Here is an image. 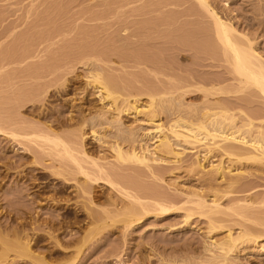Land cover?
<instances>
[{"label": "bare ground", "instance_id": "obj_1", "mask_svg": "<svg viewBox=\"0 0 264 264\" xmlns=\"http://www.w3.org/2000/svg\"><path fill=\"white\" fill-rule=\"evenodd\" d=\"M119 1L122 2L116 8V12L114 10L112 11L123 14L121 16L125 18L121 20V16H119V20L122 21V24L121 21H119V24H124V28L121 26V31L119 30V33H121V36L119 35L121 37L119 40V53L122 55L123 52V56H127V58H123L120 55L122 57L120 60L119 57V80L117 82L114 81L116 85L119 83L118 88L113 82L114 79L108 78V75L112 71L108 74L106 73L107 71L105 72L107 67L103 69V66L109 65L111 61L107 60V58L111 59V57L104 55L106 57L105 59L103 57L104 53H98L96 50L94 51L97 53H92L93 50L92 52L87 50L85 52L83 50L84 52L70 57H67L65 52L63 55L66 57L56 56L57 53L54 55L51 52L54 57L51 55L47 57L42 55L44 59L42 56H35L36 54H33V56L32 53L27 54L28 58H24L23 55L21 58L18 56L21 59L20 62L32 61L34 63L31 62L34 65L33 67L38 68L39 66V69L36 68L37 71L34 73L42 69L40 71L42 73L38 72L40 73L38 75L33 73L35 68H33V71H30L31 68L25 67L28 72L30 71V75L26 73L25 76H29L27 79L32 80V82L30 81L31 83L36 81L35 84L37 83L38 87L33 86L35 90L32 89L33 91L31 90V92L29 89L25 95V99H22L24 97L18 95L17 101L22 100L21 103H16L19 111L25 107L34 109V104L40 100V97L43 99L47 95L53 96L55 89L58 90L56 92L59 96H68L72 92L71 90L75 89L73 85H69L74 81L72 79L73 69L75 72L76 69L79 72L80 69L84 71L83 77L84 80L86 79L84 90L87 92L90 91L94 96H97V102L99 104L98 107L88 110L84 108V110H81V106L80 111L77 112L78 115L76 117L78 119L76 118L75 123V115H72L70 118L66 117L68 120L62 117L65 121L58 120L59 125L57 124V126L61 128L79 126V129L76 127L77 130L65 136H62L55 129H52L51 126L53 124L49 126L44 124L45 126L43 127H41L42 125L39 127L34 124H31L29 127L28 124H24L26 125L24 126L26 130L23 125L21 126L20 121L16 117H12L15 114H7V116L5 115L6 113L4 114L1 111L0 141L3 137L4 141L18 146L16 152L22 150L19 153L21 157L20 162L21 159L25 158H30L31 160V157L34 156L32 158L34 160H31V162L33 161L32 164L37 165L38 162V165H42L39 161L45 156H48L52 160V164L53 162L57 163V166H55V163L53 164L54 166L51 164V168L49 165L47 168L44 165L47 170L42 166L46 172L50 170L53 177L61 179L62 181H60V188L57 190L50 189L54 190L56 195H61L67 192V186L75 185V194H78V198L83 200L80 209L84 212L82 221L86 228L83 230L81 219H77L76 224L78 225L80 223V228L78 227V230L74 232L73 229L71 230V226H68L70 222L65 223V220L59 221V219H56L58 217L53 215L55 212H51V219L43 221L42 224H36L39 222L38 220L24 223L23 218L20 216L19 218H22L23 221H18L17 227L15 226L10 229L9 227L11 225L9 224L6 226L8 232L1 231V235L5 233L3 236L5 240L3 237V240L1 239L3 242L0 240V264H79L81 259H84L82 257L86 249H88L86 248L87 243H91V241L93 243L96 236L98 238L101 233L103 234L104 230L106 231L108 229L110 231L113 228L120 229L125 238L129 233L131 235L135 226L140 222L142 223V219L145 220L149 215L158 217L157 215L159 214L164 216L175 211V213L177 211L181 212V210L184 211L186 225H188L189 220L191 221L195 215H198L200 218L204 217L207 220L206 237L209 241L207 240L208 242H205L204 253L202 252L203 254H200L201 256L198 255V257L197 255L193 256L195 257L193 261L191 259L187 260L188 258L185 260L182 258V260L177 257H172L171 259L170 257L167 258L166 256L162 257L160 255L158 264H235L238 259L240 247H244L245 243L251 244L250 242L256 244L259 241L258 239L264 236V221L253 219L254 214L250 215L251 217L248 216L251 212L247 210L248 207L253 210L251 207L252 204H261L260 207H262L264 205V198L261 201L240 199L235 204L224 209L214 194H212V200H207L202 194L194 191L190 194H183L184 198L177 201L170 200V197L162 194V192L157 193L153 191L151 187L147 189L148 187H141V185L139 187L138 185L140 182L143 183L145 177H148L149 180L152 178V182L162 180L158 174L159 168H157V164L159 162L166 161L169 158L174 159V162H178V160L180 162L185 150L181 152L177 150V147H179L176 144L177 142H184L183 144L186 143L192 146H204L207 149L208 156H210V152L212 153L214 150L218 151L222 159L217 164H214V161L210 162L207 155H205L204 159L197 156L191 168L206 174L209 180L221 179L230 191L240 184L241 179L246 174L255 176L257 173L259 175L261 169H264V55L261 53L257 39L251 37L247 32L241 31L235 22L237 18L235 19L227 12L218 9L210 0H165L167 3H165V6L163 4L161 8L166 10L162 11L159 7L161 12L158 10L159 13L158 11L157 13L160 16L163 14V17L165 15L163 19L176 13L181 16L178 15L179 18L170 23H168L170 20L167 21L165 19L167 23L164 21V24H162L163 29H161L159 24L158 27H155L152 19L141 18L137 20L138 18H134L133 14H136V17L137 14L138 17L152 14L153 12L149 8L144 5L137 6L138 4L134 0ZM140 1L138 0V2ZM181 7L185 9L179 10ZM127 14L131 18L133 17V19H129ZM167 14L170 15L168 16ZM183 17L188 18L185 20V24L187 25H182L183 23H181L182 20L180 21V19ZM93 19L95 21V18ZM91 20H89L90 23ZM127 20H131V22ZM196 20L197 22H195ZM194 22L195 24L199 23L197 26L201 30L197 29V26V31L191 28V23L193 24ZM92 23L95 22L92 21ZM129 24L132 25L133 31H130L131 26ZM191 31L192 33L196 32L195 35L205 38V42L203 41L202 43L204 39L198 40V38L196 39L198 42L195 41ZM155 32L168 33V37H171L168 38L166 34L163 37V34H160L164 40L159 44V40L154 35ZM152 35L158 40L157 43L152 39H155ZM141 38L145 42L150 39L154 41L147 43L150 48L156 47L155 49L159 51V45L163 46L161 49L162 52H168V54L166 53L167 55L173 52L174 55H172V58L175 57L176 60H186L188 58L184 53H191L195 63H197L195 66L196 69H187L189 67L186 65H182L183 67H181V65L173 63L172 61L174 60L168 63L165 57L162 56L163 53L158 55L160 52L157 51V61L154 62L148 57L151 53L149 50L152 49L147 47L146 43L145 47L148 50L146 51L144 47L146 52H141L139 47L144 46L142 45L143 41ZM136 47L137 49L139 48L138 50L140 52L136 50ZM14 59L12 58V61ZM55 60H58V62H55L57 67L53 69L51 66V71H49L50 65ZM20 62L18 61V65L22 64ZM44 62L45 64L48 62L51 64L49 65L48 63L49 66H43ZM39 63H42V65ZM36 64L39 65L37 66ZM42 66L47 69L46 72L44 71L46 69L42 68ZM4 67L6 66L2 65L0 70H3L2 68ZM182 68L187 69L189 73L185 70L186 75H183L181 72L183 71ZM129 71L134 74L132 75ZM190 71L194 72L192 73ZM137 72L139 74L140 72L150 74L154 81L153 79L152 81L146 80L145 82L134 80L136 78L135 74H138ZM105 73L108 74L107 77ZM204 74H207V77H203ZM68 76L72 81L71 79L68 80ZM79 78L82 79L81 76ZM40 80L42 83L39 82ZM148 82L151 83L149 84ZM39 84H42V89L39 88ZM26 85H28L27 88L30 87L28 83ZM22 89H20L21 92ZM16 91L14 90V92ZM18 92L20 93V91ZM142 96L147 98V103L140 104ZM12 102L15 104L14 101ZM14 104L12 105L14 106ZM164 104L167 105V113L169 119L171 118L168 127L161 124L159 120V107ZM66 105H68L69 110H73L75 107L71 102L66 103ZM9 109V111H13L11 110L13 108L9 107ZM50 112L48 113L50 114ZM132 115L135 116L134 121L130 125H127L124 118ZM138 122L146 123L149 127L142 136L137 132L139 129H137L136 124ZM86 127H90L91 135L97 138V141H99L102 147L107 148L104 151H109L111 156H92L87 152L85 149L86 145L84 144L85 137L87 136L84 131ZM29 128L33 129L30 130ZM147 139L150 141L156 139L152 149L146 147V143H143ZM41 152L43 153V156L41 155L43 157H41L42 159L39 157L42 154ZM36 154L39 155L38 158L41 160L36 158ZM223 157H226L231 163L229 167L224 166ZM244 166L247 169L245 171ZM263 173L262 175H264ZM23 177L21 181L26 178ZM99 186H106L108 192H110L107 194L101 193V195L96 194V188ZM33 188H37V190L32 194L33 198L31 197L30 200L32 202H36V199L41 197L40 195L51 191L45 187H39L37 184ZM45 200L47 201L46 204H51L53 208L58 207V204L60 206L62 201L64 202V199L57 200L55 197L46 198ZM67 202L65 203L67 204ZM98 202H100V205ZM21 210L22 215L32 213L30 209L24 211L22 208ZM67 214L69 215L70 213L68 212ZM230 217H235L239 221L228 219ZM24 219L26 218L24 217ZM244 220L250 221L251 223L254 222L255 226L252 227L254 225L253 223L251 226L249 224L247 225ZM225 223H234L235 226L239 227L238 231L234 232V229ZM256 223L262 227L257 229ZM72 226H74L73 223ZM69 228L70 230H68ZM220 230H225L226 235L221 239H214L213 234ZM112 232L106 235L112 234ZM125 239L124 242L126 241ZM45 241L46 244L44 243ZM118 249L115 247L113 251H110L112 252L110 255L120 259V251ZM126 264H129V262ZM141 264H151V258H146Z\"/></svg>", "mask_w": 264, "mask_h": 264}, {"label": "rangeland", "instance_id": "obj_2", "mask_svg": "<svg viewBox=\"0 0 264 264\" xmlns=\"http://www.w3.org/2000/svg\"><path fill=\"white\" fill-rule=\"evenodd\" d=\"M134 1H135V3L138 4L137 6L144 5L145 7L149 8V10H151L153 12L152 13L153 15L148 14L144 17H138V14L136 17V14H133L134 18L135 19L138 18L137 20H139L141 18L152 19L153 25L155 24V27H158V24H159L161 29H163L162 24H164V21L166 22L165 19H167V21L170 20L168 22V23H170V22H174L175 19H178L179 16H181L179 14H178L179 15L178 16L176 13L175 15L171 14L170 17H167V15H168L167 14L166 15L167 18L163 19L165 17V15L163 17L162 16L163 14H161V16H160V14H158V13H159V11L161 12L162 5L163 4H164L163 6L166 5L165 3H167V2H165V0H141L140 2H138V0H134ZM210 1L218 9H221V10L227 12L231 17H233L235 19L237 18L235 20L237 27L241 31L247 32L248 34L251 35V37H254L257 39V43H258V46L261 50V53L264 55V0H210ZM121 2L122 1H119V0H0V69H1L2 65L6 66V67L2 68L3 70H0V113L2 111L4 114L6 113L5 115H7V114L8 115H12V114L14 115L15 114L12 117L13 118L16 117V119L20 121L19 123L21 124V126L23 125V127L26 126L24 124H28L29 127L31 124H34L35 126L38 125L39 127L41 125H42L41 127H43L45 125L49 126V125L53 124L51 126L52 129H55V131L57 133L61 134L62 136L63 135L65 136L71 132H74L75 130H77V128L79 129L78 125L77 126L75 125L77 128L74 126L72 128L71 127L68 128V126L64 127V128L58 127L57 121L58 120L65 121V119H63L62 117L70 118L72 115L73 116L75 115L74 116V118H75L74 123H75L76 120L78 119L76 117L78 115L77 112L80 111L81 106H82L81 110L83 108L85 110H88L90 108L92 109L94 107H98L99 103L97 102L98 101L97 96H94L92 94V92L90 93L89 90H88L89 92L84 90L85 83H86V79L84 80V77H83L84 71H82L81 69H80V72L77 69H76V72L74 69L72 70V71H74L75 74L72 73L73 78L70 75L69 76L74 81L72 82V84H69V83L68 84L73 85L75 89L71 90L72 92L68 96H62V97L59 96L56 92L58 90L55 89L53 96H49V95L44 96V97L42 96L43 99L40 97V100L37 101L38 104H37V102H36V104H34L35 105L34 109L25 107V108H22V110L20 109V111H19V107L16 105V103L17 102L21 103V101H22V100H20L21 97H24L22 99H25V95L28 93L29 89H30L29 90L30 92L32 89L35 90V88H33V86L38 87L37 83L35 84L36 81L34 83H31L32 80L27 79V77L29 78V76H25L26 73L33 71L34 70L33 68H35L33 73L35 71H37L36 70L37 67H33L34 63L32 61L31 62L33 64H31L30 61H26L25 63L20 62V60H21L20 58L22 55L24 56V58L25 57L28 58L27 54L29 55V53L30 54L32 53V55L36 54L35 56H38V55L42 56L43 55L45 57L50 56V55L54 57L55 53L58 54V55L56 54V56L60 55V57L61 56L66 57L65 55H63L66 53L67 57L68 56L70 57V56L84 52L83 50H85V52H87V51L92 52V50H93L92 53H94L95 52L94 50H96V51H98V53H100V52H102V54L104 53L103 57L105 59H106V57H111V59L107 58V60H109L111 62H109V65L103 66V69H104V67H107L105 69V72L107 71L106 73H108V74L110 73V71H112V73H110L111 75L110 74L108 75L106 73H105V75H106V77L108 75V78L114 79L113 82L114 81L117 82V80H119V57L121 55V53H119V40L121 38V37H119V35L121 33H119V32L121 31L120 30L121 26H123V28H124V24L120 25L119 21L124 20L125 18H124V16H121L123 14L114 13L112 10H114L116 12V8L119 6V4ZM134 4H133V6L136 7V5H134ZM146 4H148V5H146ZM159 7L161 9H159ZM183 8L181 7V9H179V10H182ZM118 9H117V12H118ZM165 10L162 9V11H165ZM157 11H158V13H157ZM128 15L129 14H127V16ZM158 15L160 17L159 19H158ZM119 16H121V20H119ZM175 16L176 17L178 16V17L176 18ZM171 17H172V19H171ZM93 18H95V21ZM91 19H93V20H91ZM96 19H97V21H96ZM126 19H128V18L126 17ZM129 19L132 20L133 17L132 18L129 17ZM186 19H188V18L183 17L182 19H180V21L182 20L181 21V23H183L182 25L185 24ZM89 20H91V23ZM99 20H101V21H99ZM131 20H127V21L131 22ZM92 21L95 23H92ZM155 21H157V22H155ZM134 22H136V21L134 20ZM195 22H197V20ZM195 22L193 24L191 23V28H193L194 31L196 29L197 24L199 25V23L195 24ZM121 24H122V21H121ZM119 25H120V27H119ZM185 25H187V24H185ZM192 25L195 27H193ZM200 25H201V23H200ZM130 26H131L130 31H133L134 29L132 28V25H130ZM189 28H190V26H189ZM199 28L200 27L197 26V29H199ZM197 29H196V31H197ZM199 30H201V29H199ZM12 32L14 35L12 34ZM160 34H163V37H165L168 33H162V32L156 33L155 32L154 35H156L157 39L159 40V42H158L159 44H161L162 40H164L163 38H161ZM191 34H192L195 41H197L196 39L198 38V40L204 39V40H202V43H203V41L205 42V38H203L202 36L199 37V36L195 35L196 32L192 33V31H191ZM154 35H152V36L155 37ZM169 35H171V34H169ZM156 37H155V39L154 38H152V39L155 40V42L157 43L158 40L156 39ZM167 37H168V35H167ZM169 37H171V36H169ZM138 38H140V37H138ZM152 39L147 40V42H145V40L143 41V39H142L143 42L142 41L141 42H142V45H144V46H141L142 48L139 47L141 49V52L145 53L148 50V48L145 47L146 46L145 43L147 44L149 41L150 42L153 41ZM167 39H165V40H167ZM66 40H68V41H66ZM121 41H122V39H121ZM123 42H125V41H123ZM141 42H140V45H141ZM50 44H51V46H50ZM70 44H72V45H70ZM156 45H158V44H156ZM48 46H50V47H48ZM69 47H71V48H69ZM144 47L146 48V51H145ZM147 47L150 48V46H148V44H147ZM59 48H61V49L59 50ZM153 48H150L153 50V52H152V50H149V52H151V53H150V56H148V57H150L154 62L157 61V52H160L158 55H161L163 53L162 56L165 57V59L168 63H170L172 60H174L172 62L175 64H178V65H181V67L186 65L189 67L187 69H193V68L196 69L195 66L197 63H195L194 58L192 57V54L191 53L189 54V52L184 53L188 59L180 61V60H176L175 57H174L175 59L172 58L173 57L172 55H174L173 52H171L170 55H167L168 52H162L161 49L163 48V46L158 45L159 51L155 49L156 47L154 49ZM79 49H80V51L78 52ZM138 49L136 47V50H138ZM142 49H144V50L142 51ZM51 52H53L54 55ZM48 53H49V55H48ZM60 53H62V54H60ZM95 53H97V52H95ZM184 54H181V55H184ZM14 55H15V57H14ZM123 55L124 54L122 52L121 56L123 58H125V57L127 58V56H123ZM43 56H42V58H43ZM122 57H120V60L122 59ZM12 58L13 59L15 58L14 61H12ZM16 59H19V60H16ZM9 60H11L13 62V64H11L12 62ZM15 61H16V63L14 64ZM18 61L20 62V64L22 63L24 65H22V64L18 65ZM55 62H58V60H55L52 64L50 62H48L49 65L51 64L49 69H48L49 71H51V69H50L51 66L53 67V69L57 67L56 66L57 64ZM42 63H39V64L42 65ZM48 63L45 64V62H44L43 66L44 65L49 66ZM59 63H60V61H59ZM59 63H58V65H59ZM39 64H36V65L38 66ZM53 64H54V66H53ZM41 65H40V68H41ZM43 66H42V68H45ZM25 67L26 68L28 67L29 69L31 68L32 70L30 69V71L28 72V70ZM37 69H39V66ZM182 69H183V71H181V72L183 73V75L184 74L186 75L185 70H187V69H184V68H182ZM41 70L42 69L38 70V72H40ZM44 71L46 72L47 69ZM72 71H70V72H72ZM178 71H180V70H178ZM38 72L34 73V74L40 75V73H42V72H40V73H38ZM190 72L193 73L194 71H190ZM129 73H131L132 75L134 74L130 71H129ZM187 73H189L188 70H187ZM27 75H30V73ZM135 75H136L135 76L136 78H134V80H136V81L140 80L141 82H145L146 80L152 81V79H153L150 74L145 73V72H140V74L138 73ZM80 76L82 79L79 78ZM116 76L118 77V79ZM22 77H24L26 79H24ZM68 77H67V79H68ZM70 77L68 80L71 79ZM203 77H207V74H204ZM123 78H125V77L123 76ZM72 79H71V81H72ZM76 79H77V81H75ZM24 81H25V83H24ZM153 81H154V79H153ZM39 82L42 83L41 80ZM27 83L29 84L30 87L32 84V87L27 88V86H28V85H26ZM148 83L150 84L151 82H148ZM80 84H82V85H80ZM114 84L116 85L115 82H114ZM12 86H13V88H12ZM76 86H77V88H76ZM80 86H82V87L84 86V87L82 88ZM117 86H119V83H117L116 87ZM18 87H19V89H17ZM39 88L42 89V84L41 85L39 84ZM81 88H82V90H81ZM20 89H22V92ZM59 89H61V88H59ZM14 90L15 91L17 90V91L14 92ZM37 90H40V89H37ZM74 90H76V91H74ZM18 91H20V93ZM12 92H14V93H12ZM124 93H126V92H124ZM139 93H141V92H139ZM14 94H16V95H14ZM12 95H14V96H12ZM18 95L19 96L21 95L20 99L18 98L20 101H17ZM14 99H16V100H14ZM12 101H14L15 104ZM69 102H71V104H73L75 106L73 110H69L68 105H66V103L68 104ZM145 103H147V98L145 96H142L141 100H140V104H145ZM12 104H14V106L16 108ZM9 107L13 108V109H11V110H13L12 112L9 111L10 110ZM17 109H18V111H17ZM60 110H62V111H60ZM167 110L168 109H167L166 104L159 107V120H160L161 124H163L165 127H168L170 125V119H171V118L169 119ZM5 111H7V112H5ZM71 111H73V112H71ZM48 112H50V114ZM17 113H19V115H17ZM61 113H62V115H61ZM1 116H3V115L1 114ZM57 116H59V117H57ZM9 117H11V116H9ZM134 118H135L134 115L126 116L124 118V121L127 125H130L131 123H133ZM22 122H23V124H22ZM47 122H48V124H46ZM50 122H52V123H50ZM19 123H17V124H19ZM34 125H32V127H34ZM136 126H137V129H139V130H137V132L140 136L145 134L146 129L149 128L147 126V124L143 123V122H138L136 124ZM24 128L26 129V127H24ZM31 129H33V128H31ZM84 131L87 134V136L85 137L86 140L84 142V144L86 146L85 145L84 146L90 155H92V156L102 155V156H107V157L111 156L109 151H104L107 148L105 149L104 147H102L100 145L99 141H97V138H94L91 135L90 127H86ZM155 141H156V139H154L153 141H150L147 139L143 143H146V147L152 149L153 143ZM183 143L184 142H180V143L177 142L176 143L179 145V147H177V150H179L180 152L185 150L184 154L181 156L180 162H179V160H178L179 163L177 161L174 162V159H172V158H169L163 162H159V164H157L158 165L157 168H159V171H158L159 172L158 173L159 178L162 180L161 181H159V180L153 181L154 182L153 183L152 178H151L152 180L151 179L149 180L148 177H145L143 179V183L142 182L138 183L139 187H140V185H141V187H145V188L148 187L147 189H149L151 187V189H153V191H156L157 193L162 192V194L169 196L170 200H177V201L184 198L183 194H188V193L190 194V193H193L194 191L202 194L204 197L207 198V200H212L213 199L212 194H214L215 196H217V198L221 202L224 209L230 207L232 204H235L240 199L241 200L249 199L251 201L252 200L261 201L264 198V175H262V172H264L263 168L261 169L260 173L258 172L259 175H257V173H256L255 176L254 175L251 176L249 174H246L245 176H243L240 184L230 191V189H228L225 186V183L223 181H221V179L209 180V177L206 174L198 172V170L191 168V165H192V163H194L196 161L197 156H199L203 159H204L205 155L208 156V153L206 152L207 149L201 145H197L198 146L197 147L195 145L192 146L189 144L190 145L189 146L188 144L185 143L186 144L185 145ZM14 145L15 144L4 141L3 137L0 141V224H1L0 225V240L5 235V233H3V235H1V233L4 231H7L6 226H8L9 224L11 225L9 227L10 229L14 228L17 225V222L20 220L21 221L24 220L23 221L24 223H27V222L29 223V222H32L33 220L34 221L38 220L39 222H37L36 224H38V223L42 224L43 221L51 219V214L53 212H55L53 215H56V217H58V218H56L57 220L58 219H59V221L65 220V223L70 222V223H68L69 224L68 226H71L70 227L71 230L73 229L74 232L77 231L78 227L80 228V226H79L80 223L77 225L76 220L81 219V221H82V219L84 217V216L82 217V215H84L83 214L84 212L80 209L82 207L83 200L78 198V194H75V185L67 186L68 187V188L66 187L67 192L61 194L62 196L56 195L54 193L55 192L54 190L55 189L57 190L58 188L61 187L60 185H61L62 181H61V179H57V178L53 177L50 170H48L50 173L48 171L47 172L45 171V170H47V169H45V167L47 168L48 165H49V167L50 166L52 167V165L55 162H53V164H52V160L50 158H48V156H45V154H44V156H45L44 157L45 159H44L42 157L43 156L42 152H41L42 154L39 153L40 156L37 154H36L37 157L35 156L37 159H40L41 157L43 158V159L41 158L42 160L40 159L42 162L39 161V163L42 164V165L39 164L41 167L38 165V162H37V165L39 167L35 164H32L33 161L31 162V160H34V159H32V158H34L33 155H32L33 157H31V160H30V158L29 159L25 158V159H21V162H20L19 160L21 157L19 156L20 155L19 153L22 150L16 152V150L18 149V146L17 145L14 146ZM202 147H203V149H202ZM14 149H15V151H14ZM89 150H91V151H89ZM102 150H103V152H102ZM34 152H36V151H34ZM210 153H209L210 156H208V158L210 159V162L214 161L213 163L217 164L220 161V159H222V157L219 155L220 153H218V151L214 150L211 154ZM29 155L31 156V154H29ZM38 156L40 158H38ZM22 161H25V162H22ZM223 162L225 163V165H224L225 167H227V166L229 167L231 164L226 157L225 158L223 157ZM55 164H56L55 166H57V163H55ZM44 165H46V166L44 167ZM42 166L44 167L45 170L43 169ZM244 168H245L244 171L247 170L246 166H244ZM207 169H209V168H207ZM26 175H28V176L26 177ZM47 175H49V176H47ZM22 177L23 178L26 177V178L23 181H21ZM27 179H29L30 181L29 180L25 181ZM31 180H33V181H31ZM23 182H27V183H23ZM35 183L37 185H39V187L47 188V190H49L50 188L54 189V190L50 189L51 191H47L45 194L40 195L41 199L37 198L36 199L37 203L35 201L32 202V201H30L32 194L37 190V188L36 189L33 188L36 186ZM33 184H35V185H33ZM95 192H97L96 194L101 195V193L107 194L110 191L108 192V188L106 186H99L98 188H96ZM51 197L52 198L55 197V199H57V200H60V199L63 200L64 199V202L62 201L61 202L62 205L60 204V206H59V204H58V207L56 206L53 208L51 206V204H46L47 201L45 200L46 198L49 199ZM69 200H70V203H69ZM102 200H104V199H102ZM66 201H68L67 204L65 203ZM98 203L100 205V202H98ZM240 203H243V202H240ZM42 204H44V205L40 206ZM68 204H70V205H68ZM260 206H261V204H252L251 207L253 208V210L249 209V207H248L247 210L252 213V214L250 213L248 216L254 214L253 219L255 218V219H258L259 221H261V220L264 221V205H262V207H260ZM25 207H27V208H25ZM30 207H32L33 209ZM22 208L24 211H27V209H30V212H32L33 214L30 213L27 215V213H25L22 215L21 214L22 212H20V211H22L21 210ZM16 210L18 213L16 212ZM19 212H20V215H19ZM68 212L71 215L70 214L68 215L67 214ZM175 212H171V213H169L170 215L166 214L164 216L159 214V215H157L158 217H156L155 215H149V217H146V218L144 217L145 220L142 219V223L140 222L138 224L139 226L136 225L133 232L131 233V235L129 233V235H127L125 237L126 239L123 237L120 229L117 230V229L113 228L110 231L108 229H107L108 231L104 230L103 234L102 233H101L102 235L100 234L101 236L99 235L98 238L96 236V239L93 240V243H92V241H91V243L90 242L87 243L88 245H86L87 246L86 248H88V249L85 248L86 251L84 253V256L82 257L84 259H81L79 264H126L127 262H129V264H141L148 257L151 258V264H158V258H160V255L162 257L163 256H166L167 258L170 257L171 259H172V257H174V258L177 257L179 259L183 258L184 260L188 258L187 260L191 259L193 261V259L195 258L193 256L197 255V257H198V255L204 253L203 250L205 247V242L207 243L209 241L208 238L206 237L207 220L204 217L200 218L198 215H197L198 217L195 215L196 217L194 216V218H192L191 221L189 220L188 225H186V223L184 221L185 220L184 219V211L181 210V212L180 211H177V213H175ZM160 215H161V217H160ZM20 216L23 218V220H22V218H19ZM23 216L26 219H24ZM259 216H260V218H258ZM228 219H231L233 221H239L235 217H230ZM244 221L247 225L249 224L251 226V224L253 223L254 225L252 227L255 226L254 222L251 223L250 221H247V220H244ZM72 223L74 226H72ZM81 223L83 225V227H82V225H81V227L84 230V228H86V226H84L83 221ZM225 224L228 226H231V228L234 229V232L238 231L239 227L235 226L234 223H225ZM260 227H262V226H259L257 224L256 228L258 229ZM70 228L68 230H70ZM10 229H8V230H10ZM45 232H46V230H45ZM109 232H112V234L106 235ZM104 234H105V236L103 237ZM225 235H226L225 230L224 231L220 230V231L216 232L215 234H213L214 239H221ZM262 237H264V236H262ZM262 237L260 239H258L259 241H257L258 243H256V244H254V242H250L251 244L245 243L244 247H240L238 259H237V262L235 264H264V238H262ZM3 239L5 240V237H3ZM124 239L126 240L125 242H124ZM44 243L46 244V241ZM91 246H93V247H91ZM0 247H1V245H0ZM115 247H116V249L119 248L118 251H120V257H121L120 259L118 257H117L118 258L117 259L116 257H113V255L112 256L110 255L112 253L110 251H113V249H115ZM0 252H1V249H0ZM105 255H106V258H105ZM108 257H110V258H108ZM179 259H177V260H179Z\"/></svg>", "mask_w": 264, "mask_h": 264}]
</instances>
